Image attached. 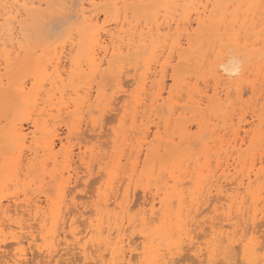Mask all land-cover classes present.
Returning a JSON list of instances; mask_svg holds the SVG:
<instances>
[{"label":"bare ground","instance_id":"1","mask_svg":"<svg viewBox=\"0 0 264 264\" xmlns=\"http://www.w3.org/2000/svg\"><path fill=\"white\" fill-rule=\"evenodd\" d=\"M23 1L24 2L21 3L20 0H4V2L3 0H0V45L3 46L2 48L0 47V113H5L4 117L6 121V124L0 129V192H2L1 189H4L5 191L7 190L5 189V186L6 188L11 186V184L8 186L9 181H14L12 182L14 184L15 181H18V183L21 182H19V180L21 173L24 170V159L22 158V156L24 155V150L26 147H32L31 144L33 143H35V145H39L38 137L36 136L38 132L40 134L42 132V134L47 133V136L45 137V139L40 141H44V145L40 143L43 146H38L33 150V152L35 153L36 157L40 152V147L43 149V151L48 152V156L46 157V159L43 158L44 161L42 163L43 166L41 171H43V174L49 172L47 170V164L49 162L47 159L50 157L49 159L57 161L58 158L55 152V148L58 145V142L53 139L54 137L50 136L52 134H50V130L53 127L54 129L57 128L56 124L54 123L56 122V117L61 116L64 113H70V115H68L69 117L73 115L80 121L79 125L76 126L77 129H82V122H84L86 126L87 124L89 125V123H86L87 120L86 122L84 121L83 115L85 114L84 116L86 117L87 112H85V109H89L94 105V98H96L97 95L93 98L94 94L92 92L96 90L92 89L91 92V88L87 85L91 84L90 86L92 87V84H94L92 82L96 81L98 77H101L103 81V79L108 75L114 76L113 79H111V77L109 78L111 79L110 81H116L115 83L117 89L116 87L115 89L117 90V93L124 94L122 98H114L115 102L117 101V103L119 104L120 102H122V100L124 101V99L126 98L125 96H128V98L130 97L128 101L133 100L132 102L135 103V106L133 107V109L129 108L130 105L128 106L127 109H130V114L129 116L126 114L127 119L129 120V118L133 117L131 119L136 120L138 115L141 113H139L140 107L148 106L147 110L146 108H142V110L145 109L146 111L150 109V106L148 105L149 102L146 103V106L145 101L150 100L148 98V95H150L151 92L150 94H148L150 90L148 86L149 84H151L150 82L151 78H153L152 76H154V79H152V83L153 85H157V89L155 88V85L151 86L153 87V90L155 88L156 91L154 90V93L151 94L150 110H152L153 112L152 107H157L155 108V110L157 109L159 112L157 115L158 117L161 113L160 110L162 111V109H160V106L173 99L174 94L172 95V93L175 88H170L168 91L167 81L169 80H166V77L169 75L166 76V74L168 66L171 65L174 59L177 60L178 65L182 63L188 65L192 63L194 59H196L194 60V63L199 74L202 70L203 64L206 61V56L208 55L207 52L210 49L211 51L213 50L214 52H216L217 58L209 64L207 71L203 74H205L206 77L211 76L216 86H224V88L220 87V89L219 86L213 87V89L215 88L213 100L208 99V96L204 94L205 92L198 90V88L197 90H194L195 92H197V94L194 93L195 95H192L190 97V101L196 104V106L198 107V111L202 113L204 110L203 106L206 102H211L212 106H214L215 108H218L222 103H224L225 100L222 97L223 95L221 91L230 89L229 86L232 83L237 82L241 78H244V76H247L246 74H248L249 76L251 72L253 73V68H256L255 71L257 70L256 72H258L259 74L262 72L264 73V0H81L79 3L81 4V6H79V10H77L80 19L78 22L74 23L71 28L67 29L66 39L68 40L63 39L58 44L57 42H48L51 44L47 45H45V42L41 40V34H49L51 28H47L44 26L45 24L41 25L40 23L36 22L37 18L40 15V9L39 7H35L37 5H32V3H34V0H32V2H30V0H28V2L26 0ZM54 2L55 1L52 0V6L49 5V9H52L51 7H54ZM34 4L37 3L35 2ZM47 4H50V0L47 1ZM67 5L68 4H66V6ZM53 9L50 12H53ZM23 16H25V18H21ZM142 21L144 22L143 25L141 24ZM54 31L56 30H53V32ZM30 32H35V42L31 41L33 37H31ZM6 36L8 39H6ZM223 36L225 38L231 37V40H233L236 47L234 52H232L233 50L229 51L231 47L228 49V44L231 43V41L229 40L230 42L225 43V38H223ZM7 40H9V44L7 43ZM65 40L67 42L69 41L68 47L70 46L68 49L69 52H67V54H65V50L67 49V46H64L66 43ZM225 40L227 41V39ZM1 43H3L4 45ZM62 43H64L63 46L61 45ZM52 44L54 46L51 48ZM59 44L61 45L59 47H63V49H66L58 51ZM36 46L43 49V54H37V49H35ZM196 49L200 50L198 57L197 51L199 50ZM167 50H169V55L164 62H161V58L164 56ZM23 52L24 54L21 56ZM142 53H144L145 56L144 60V56H142V58L140 56V54L142 55ZM137 54L139 55V57L135 59L139 61L141 60V62L143 61L144 66H142L145 67L140 71L142 72L144 69L145 71H143V73L139 72L140 64L136 60L135 63L133 61L134 65L132 69L134 71L126 72V74H124L122 77V73L125 72V68L131 67V65L133 64L129 61H131V58L133 56H136ZM251 56L257 57L256 60L259 56H261V60L258 63H256L255 60L253 63L252 61L254 60V57L250 59L251 64L248 60V62L246 63L245 59L250 58ZM64 60H67V62L65 63ZM157 63V66H159L160 69L156 67ZM252 63H256L257 66L255 64V66L253 65L254 67L252 68ZM65 66L67 67L65 68ZM154 68L158 70H155L153 72ZM172 68V79L176 84L175 87H182L185 80H188L186 78H189V76H185V73L179 71L180 69H178L176 65L173 66L172 64ZM191 70H193V68ZM138 72L141 73L140 75L142 79L140 78V75L138 77L140 80L136 77L138 76ZM127 73H130L129 75L135 73V77L134 75H132L135 79L134 83L137 84L139 82V88H137L138 86L135 87L139 89L137 92L138 95L135 97V101L134 93H131V96L130 93H128L131 81H126L125 76L127 75L128 77ZM236 76H238V80ZM263 76L261 75V77ZM188 82L191 81L189 80ZM109 84L110 83H108V85ZM105 86L107 87V81ZM254 86L252 88V92L253 90L255 92L259 91V89H257L258 85H256L257 88ZM261 87L262 86L259 87L260 90ZM95 89L97 88L95 87ZM186 89L188 88L186 87ZM262 89L264 90L263 87ZM108 90L106 88V91ZM184 90L183 92H181L184 93ZM167 91L169 95L165 96V93ZM175 91L180 92L179 90ZM97 92H99L98 96L100 97L99 103H97L96 106L102 105L101 107H103L105 103L107 105V102L105 101L108 100H105V96L108 99L109 94L107 95V92L102 90L100 85ZM228 92L229 94H231L230 91ZM228 92L226 91L224 95L227 99L228 97L231 99ZM73 95H75L76 97H73ZM241 95L243 94L241 93ZM115 96H117V94H115ZM44 98H46V100H44ZM147 98L148 100H146ZM174 98V101L177 100L176 97ZM238 98L240 99V97ZM183 100L184 99L182 97L181 102H183ZM42 101L45 103L50 102V106L52 107V109L44 110L46 107H48L49 103H47V106L45 105V103L41 105ZM109 101L108 104L111 103H109ZM125 101L124 103H127ZM235 101L231 100V102L228 103L232 104L234 102L233 104H235ZM130 102L127 104H130ZM176 103H171L169 105V111L171 113L169 114V116H171V120L173 121V123L174 115L178 116V114L180 113L179 112L176 114V112L179 109L184 111L187 109V107L184 105L179 108L176 107ZM40 105L42 107H44L45 105L46 107L41 108ZM111 106L108 105V107ZM188 107H190V105ZM207 107L209 108V105ZM92 109H94V107ZM104 109L106 110V112H108L107 110H109L110 108H103V111L105 112ZM164 110L165 108L163 109V111ZM166 110H168V108ZM36 111L39 112L36 113ZM89 112V115L91 114L92 116V111ZM252 113V117L254 119L258 117V119L261 120L262 123L264 122V110L261 113H257V110H254V112ZM163 114L165 115V112ZM140 115L139 117H141ZM151 115L152 117L155 116L153 114ZM224 116L226 118V115ZM163 117L162 119L167 120V116H165L166 118ZM149 118H151L150 115ZM168 118L170 120V117ZM22 119H29L32 123V127H34V130L26 132L25 129L27 128L23 124V122L25 121H21ZM52 119L54 120V122L50 121ZM99 119L100 118H98V120ZM139 119L142 120V118ZM139 119L136 121L138 122ZM227 119L228 117L225 120ZM171 120L169 122H171ZM169 122L166 123L167 128V124ZM123 123L126 124L127 122ZM49 125H52L50 129ZM70 125L72 124L70 123ZM133 125H135L134 122ZM169 125H171V123ZM142 127L144 126L142 125ZM157 127L162 126L158 125ZM100 128H98V130ZM145 128L146 127L143 128L144 132L146 131V129H148ZM54 129L52 130L54 131ZM189 130H191V127L189 129L188 124L186 125L183 121L180 122L178 129H176V133L179 134L180 137L178 138L181 139V141H184V139L189 134V136L192 137L193 135H191L192 133L189 132ZM215 130L219 131V129ZM147 131L148 132L141 133L144 135L140 134V137L142 136L143 140L139 139V143H142L144 140L148 139L149 130ZM209 132H205L207 137L208 135H210ZM56 134H54V136H56ZM79 134L80 133H78V135ZM212 134L211 136H213ZM215 134H217V132ZM126 135L127 134L122 135L121 138L124 137L128 138L129 140L130 138L126 137ZM211 136H209V138ZM190 138L188 137V139ZM224 138L222 139L224 140ZM163 139L164 138H162V140ZM215 139L217 140V138ZM222 139H219V141ZM118 140L120 139L118 138L116 140V143ZM153 140L155 142V139ZM147 141H144L143 143ZM28 142H30V145H28ZM201 143L203 145L204 142L201 141L200 144ZM245 143L246 138L242 137L241 131L237 129L232 141L229 143L232 148V153H229V158H227L226 156V159H228L227 163H224V161L222 162L223 165H220L222 170L221 174H219L218 176H215L214 174V180H212L211 183L206 187L204 185L206 171L208 169L211 171L210 168H213L211 166L212 164L210 165V156L213 154H211L212 152L210 153L207 148V152H209L210 155H205L207 159L205 158V156L203 157L207 160V163L204 168L196 172L195 176L193 174V176L190 177L192 185L189 188H187V186H184L188 183L190 184V182L185 181L186 179L183 180L186 177H184L183 175H187V173L190 171H188L185 167L184 168L186 170L184 172L181 171L184 163H187L189 159L188 157L187 159L185 158L183 151H181L178 146L172 147V145H170L173 149V152L171 151L172 149L170 147L169 149L171 150H168V153L171 152L172 155L169 159V161L171 160V164L167 165V161H162L159 164V169H157L160 173L168 170L170 173L168 175H170L172 179H170L169 177L166 178H169V180L171 181L173 180L174 183L170 186L167 182L165 185L164 182V195H162V192H160L157 195L155 194L152 197L150 196L151 199L147 197L148 194L146 195V193L149 190L151 193V190L153 191V188L150 187L152 189H149V185L148 187L146 185L145 188L147 187L149 190L146 188L147 191L145 193L146 197L144 199V207L140 211L132 213V207L134 206V204H132V201L133 199L135 200V197L137 196H135V193L132 195L131 190L134 191V189L130 188V190L129 184H131V181L135 179V176L138 174V171L140 169L139 163L141 162L139 161V157L142 156V154L138 155L137 152L136 156L138 157L135 162L131 157V159H133V167H130V169L132 168V171L129 170L131 172L129 175L130 181H128L127 183L128 188L125 187L126 190L123 193L122 199L119 200V197L122 196V194L121 192L118 193L119 190L121 191V183L119 185L121 186L119 190L117 191L116 189V193L113 191L114 196L111 195V193L109 194V192L111 191L105 193V195H102V193V197L97 201L95 199V202L93 201L94 203L92 204L93 208L91 209V215L93 212V215L95 216L92 217L89 214L87 217L88 220L85 223L86 225H84L85 227H83L82 229L79 228V226L76 224L77 219H74V217H76L75 214H77V212L79 213V211L81 212V215L86 214L84 210L81 211L79 203H74L75 205H79L78 208H73L72 210L70 209L67 212L64 208L68 205L66 204L69 199H67V197L72 191H74L73 188L72 190H69V188L71 187L70 185L74 177H76V175L78 174L77 173L74 176L76 172L74 173V170L72 169V163L74 162L75 156H78L79 159L83 162L82 164L85 165L88 175L93 171V166L90 163V161L92 160L87 162L88 160L85 161V158L89 159L88 157H92L95 152L92 154V156H88L86 154L87 152L85 153L87 156H83L81 155L83 154V152H80V148L79 152H76L72 147L70 149L68 148L69 151L66 152L67 154L64 151L66 155L65 162L63 160V162L65 163V165L63 163V171L60 170L62 172H57L55 167V171H51L52 173H48L50 174V177L55 178L52 180V182L57 179L58 184L56 185V197H54V195L48 194L47 192L44 194L43 199L36 196L34 198H30L32 196H30L29 194L28 195L30 197H25L27 195L26 191V194H24L25 198L22 197V200H20L19 196L15 193L14 194L16 195V197H14V194V198L11 197L12 199H14L13 203H15L16 206L15 214L19 213L20 207H25V209L28 210V212L26 210L25 211L29 213V219L33 220L35 223H26L25 221L28 218H25V221H23L24 219L22 216V218L14 217V208L13 211H11L10 207L5 206L4 202L0 198V215H2V218L0 217V252H2V254L0 253V264H34V262L36 264V262L39 261H41L42 264H78L80 263L78 261H82L81 264H171L172 261H180L182 258H185V256L188 257L189 253L187 252H189L190 250H193L192 252L196 256V259L193 260H198L197 262H200L201 264H230V257L232 253L234 251H238V248L236 247L237 245L239 246V250L241 252V258L243 261L242 263L264 264V235L260 233L261 228L258 229L259 224H261L259 219L264 218V157H261L263 161L259 159V161H261V165L259 167H257V164L254 163L252 167L248 168V172H244V167H242V174L239 173L240 175L233 176L232 173V170L236 168L235 163L237 161V157L235 156V154H238L243 150V146L245 145ZM146 144L148 145L149 142H147ZM62 145L64 144L62 143ZM119 145H121L120 142ZM139 147L140 146H138V151L142 147V144L141 147ZM151 147L152 146L149 147L151 151L148 150L149 153H151V156H146L149 159L147 160V158H145L146 161L143 163V167L139 172V176L147 179L149 183L153 182L152 178H156V176L159 178L158 174H156V167H158L157 161L159 160L158 154L160 151H158L157 149L155 150V145L154 149H151ZM121 148H123V146H121ZM146 148L148 147L146 146ZM120 151L123 150L120 149ZM120 151L117 150L116 152L118 153ZM119 154L121 155L123 153L120 152L118 153V155L116 154L118 158H120H117V162L115 161L117 165H115V162H113L114 164H112L111 168H114L116 166L119 169L121 158H123V155L119 156ZM147 155L149 154L147 153ZM95 156L97 158V155ZM62 157H64V155L61 156V158ZM103 158L105 159V157ZM112 158L114 159V157ZM98 159L96 160L99 162L101 159ZM96 160L94 159V161ZM230 160L233 161L230 162ZM198 161L200 162V160ZM41 162L42 161H40V163ZM105 163V169H107L108 163ZM30 165V170L31 168H33L34 170L35 164ZM131 165L132 164L130 163V165L128 166ZM187 166L189 167V165ZM59 167H61V164ZM217 169L215 170L214 168L215 171H218ZM107 172L109 175L112 174L114 176L115 174V170L109 171L107 169L106 173ZM191 172L193 173V171ZM117 173L115 175H117ZM30 174L31 171L25 173V177L28 178ZM112 175L110 176L112 177L111 181H113ZM44 176L45 175H43V177ZM46 177L47 176L42 179V182L41 180L39 181L43 183ZM29 178L30 181H33V183H35V177L32 178L30 176ZM158 178L154 180L156 181L154 183H157ZM208 178L211 177L208 176ZM80 179H82V177H80ZM221 179H224L226 183L221 182ZM77 180H75V182ZM183 181H185L186 184ZM159 183L160 182L158 180L157 184ZM80 184L81 183H79L78 185ZM206 184H208V181ZM112 186L115 185L112 184L111 187ZM111 187L110 189H112ZM7 191H10L9 188ZM102 191H106V189ZM214 192L216 194L213 195ZM5 196L6 195L4 194L2 196V199L3 197L5 198ZM51 196L55 199H53ZM73 198L77 199L75 197ZM223 200H226L227 203L225 204L224 202L222 203V206L218 207L216 205L217 202H221ZM137 201H135V205ZM43 202H45L46 206H43ZM249 202L250 204L248 205ZM205 204L209 207L211 204H214L213 211L217 213L218 216L221 215L222 217L219 219L218 216L214 215L211 217L209 216V218L203 221H200L198 217L200 216V213L202 214L201 208ZM208 206L206 207V209L209 208ZM68 207L70 206L68 205ZM206 211H208V209ZM12 212L13 216L11 214ZM203 212L205 211L203 210ZM218 212H220V215ZM5 221L8 223L6 224ZM205 224L206 227L204 230L206 232L203 236L209 235L210 238L208 240L206 239L207 241L205 240V245H202V241H199L200 239L195 240L196 236L200 234L197 235V233L194 234V232L202 228ZM198 237L200 238V236ZM8 239H11L10 243L8 242ZM39 240H41V243H38ZM26 245H29L30 248L33 247V253L30 251V253H32V256L29 255V249L26 247ZM34 246L37 247L38 253L34 251ZM185 250L187 251L185 253L187 255L183 254ZM39 257H41L42 259H39ZM218 257L222 258L218 259ZM191 258L192 254L190 259ZM234 258L236 259V257Z\"/></svg>","mask_w":264,"mask_h":264},{"label":"rangeland","instance_id":"2","mask_svg":"<svg viewBox=\"0 0 264 264\" xmlns=\"http://www.w3.org/2000/svg\"><path fill=\"white\" fill-rule=\"evenodd\" d=\"M27 2H28V0H26ZM47 1H49V0H34V3L36 2L37 4H34V3H32V5H37V6H35L36 8H38L39 7V9H40V15H39V17L37 18V21L36 22H38V23H40L41 25H44L45 27H47V28H51V31H49V34H46V35H44V34H41L42 36H41V40L43 41V42H45V45H47V44H51V43H54V42H57V44L61 41V40H63V39H66L67 37V35H66V33H67V29H69V28H71L72 27V25L74 24V23H76V22H78L79 21V15H78V11L77 10H79V6H81V4H79L80 3V1L81 0H54L55 2V4L53 5L54 7H51L52 9H53V12H50V11H52V9H49V5H51V2H52V0H50V4H47ZM3 2H4V0H3ZM2 2V3H3ZM6 2V1H5ZM20 2L21 3H23L24 1L23 0H20ZM30 2H32V0H30ZM42 3V4H41ZM61 3V4H60ZM63 3V4H62ZM4 4V3H3ZM39 4V5H38ZM53 4V3H52ZM58 6H57V5ZM66 4H68L67 6H66ZM57 7H56V6ZM52 6V5H51ZM60 6H62V7H60ZM66 7V8H65ZM79 7V8H78ZM72 8V9H71ZM77 11V12H76ZM44 16V17H43ZM77 16H78V18H77ZM21 18H25V16H23V17H21ZM74 19V20H73ZM73 20V21H72ZM67 21H69V22H67ZM143 21H142V25H143ZM43 26V27H44ZM64 26V27H63ZM53 30H56V31H54L53 32ZM61 30V31H60ZM63 31V32H62ZM2 32V31H1ZM50 32H51V34H50ZM61 32V33H60ZM43 33H44V31H43ZM60 33V34H59ZM65 33V34H64ZM62 34V35H61ZM0 35H1V33H0ZM3 35H4V33H3ZM30 35H31V37H33V39L31 40V41H33V42H35V32H30ZM58 36V37H57ZM60 36V37H59ZM105 36V35H104ZM59 38V39H58ZM223 38H225L224 36H223ZM6 39H8L7 38V36H6ZM225 39H227V41L225 40ZM224 39V42L226 43V42H230L231 41V43H229L228 44V46H226V47H228V49H229V51H231V50H233L232 52H234L235 51V49H236V47H235V43L233 42V40H231V37H226ZM66 40H68V39H66ZM65 40V41H66ZM230 40V41H229ZM9 42V40H7V43ZM48 42H51V43H48ZM65 43V42H64ZM64 43H62L61 45L63 46V44ZM1 44H3V43H1ZM9 44V43H8ZM4 45V44H3ZM60 44L58 45V51H62V50H64V49H66L65 51V54H67V52H69V47H68V45H69V41L67 42L66 41V43H65V45L64 46H67L66 48H64L63 49V47H59V46H61ZM54 45L52 44L51 45V48L53 47ZM202 46V45H201ZM200 46V47H201ZM0 47L2 48L3 46L2 45H0ZM11 47V46H10ZM242 47V46H241ZM8 48H9V46H8ZM59 48H62V49H59ZM35 49H37V54H43V49H41V47H35ZM68 50V51H67ZM196 50H199V49H196ZM218 50V49H217ZM198 53V55H197V57L199 56V53H200V50L199 51H197ZM24 54V52L21 54V56ZM139 54V53H138ZM136 55V56H133L132 58H131V61H129V62H132L133 63V61H134V63H135V61L137 60V59H135V58H138L139 57V55ZM207 56H206V61H205V63L203 64V67H202V70L200 71V73L198 74V70L196 69V67H195V63H194V60H196V59H194L193 61H192V63H190V64H188V65H185L184 63H182V64H180V65H178V63H177V60L176 59H174L173 60V62L171 63V65H169L168 66V68H167V74H166V76L167 75H169V76H167L166 77V80L168 79L169 81H167V89H168V91H169V89L170 88H175V90H179L180 92H177V91H173V93H172V95L174 94V96H173V99H171L172 100V102H171V100H169L166 104H163L162 106H160L159 108L160 109H162V111H163V109L165 108V110L162 112L160 109V114H159V116H160V118H159V116L157 117V115H158V110L156 109L155 110V108H157V107H155V108H153L152 107V109H153V112H152V110H150L151 109V94H153L154 93V90H155V88L157 89V85L156 84H154L155 85V88H154V90H153V87H151V86H154L153 85V83H152V79H154V76H152L153 78H151V84H149V93L148 94H150V92H151V94L150 95H148V98L150 99V100H148V98L146 99V100H148V101H145V105H146V103L147 102H149L148 103V105L150 106L149 108L150 109H148V111H146L147 110V107H145V106H143V107H140L139 108V113L141 114H139L141 117H139V115H138V117H137V119L136 120H138L139 118H142V120L141 119H139V121L137 122L136 120H133V119H131V118H133V117H131V115H130V117L131 118H129V120L127 119V115L129 116V114H130V109L132 108L133 109V107L135 106V103L134 102H132L133 100H130V101H128L129 99H130V97L128 98V96H125L126 98L124 99V101L125 102H127V103H129L130 102V104H127V103H124V101L122 100V102H120L119 104L117 103V101L115 102V99L114 98H118V97H120V98H122V96L124 95L123 93H117V87H116V81L115 82H113V81H110L111 79H113V77L114 76H106L104 79H103V81H102V78L101 77H98L97 78V82L96 81H93L92 83H94V84H92V87H94V88H92L90 85H87V86H89L90 88H91V92H92V89L93 90H96V91H94V92H92L94 95H93V98H94V96H98L99 95V92H97L98 91V88H99V85H100V87H101V89L102 90H104L105 92H107V95H108V99H107V97L105 96V100H110L109 101V103L110 104H108V101H105V102H107V105H106V103H105V105H103V107H101V106H96L97 105V103H99V97L100 96H96V98H94V102L95 103H93L94 105L93 106H91L89 109H85V112H87L86 113V117L84 116L85 114V112L83 113L84 115H83V117H84V121L86 122V120H87V122L86 123H89V125L87 124V126L85 125V123L84 122H82L81 124L83 125L81 128L82 129H77L76 128V126L77 125H79V119H77L75 116H73V115H71V117H69L68 115H70V113H64L63 115H61V116H58V117H56V119H55V121L56 122H54V120L52 119V120H50V121H52V122H54L55 124H56V127L57 128H55L54 129V127L52 128V129H54V131L51 129L50 130V136L51 137H54L53 139H55V141L56 142H58V145L56 146V148H55V152H56V154H57V156H58V158H57V161H53L52 159H47L49 162H48V164H47V170L50 172V173H52L51 171H55V167H56V170H57V172H62L63 171V169H64V165H65V155L67 154L66 152H68L69 151V149L72 147L73 149H75V151L76 152H79L80 151V149H81V151L80 152H83V154H81V155H83V156H85L86 154L88 155V156H92V154H93V156L92 157H88L89 159H87V158H85L86 160L85 161H87V162H89L90 160H92V161H90V163L92 164V170L94 171H92V173L91 174H88L87 175V169H86V167H85V165L84 164H82L83 162L79 159V157L78 156H75V159H74V162L72 163V169L74 170L73 172L75 173L74 174V176L76 175V177H74V179H73V181H72V183L74 184H72L71 183V187L69 188V190H72V188H73V190L74 191H70L69 193V196L67 197V199H68V201H67V203L66 204H68L70 207H68V205H67V207H65L64 209H65V211L67 212L68 210H72L73 208L75 209V208H78V206L80 205V209H81V211H83L84 210V212L86 213L85 215H81V212L79 211V213L77 212V214H75L76 215V217H74V219L77 221V225L79 226V228H83V227H85L84 225H86L85 223H86V221L88 220L87 219V217H88V215L90 214V216H92V217H94L95 215H93L94 213L92 212V215H91V209L93 208V206H92V204L95 202L94 200L96 199V201L97 200H99L101 197H102V195H105V193H108L109 191H111V192H109V194L111 193V195H113L114 196V192L116 193V189H117V191L119 190V188L121 187V186H119L120 185V183L122 184V187H121V191L119 190L118 191V193L119 192H121V194H122V196H120L119 197V200L120 199H122V197H123V193L125 192V187L126 188H128V181H130V179H129V175H130V171H132V168L130 169V167H133V159H134V162L137 160V157L138 156H136V153L138 154V155H140V154H142V156H140L139 157V161L141 162V163H139L140 165H139V168L140 169H142V167H143V163L146 161V159L145 158H147V160L149 159L148 157L149 156H151V153H149V151H151L150 150V146H152L151 147V149H154V145L156 146L155 147V150L157 149L158 151H160L159 152V154H158V157H159V160L157 161V166L158 167H156V174H158V176H159V178L156 176V178H158L157 179V183H158V180H159V184H157V183H154V182H156V181H154L156 178H152V180H153V182H148V180L147 179H144V177L142 178V177H140L139 176V172H140V169H139V171H138V176L136 175L135 176V179L133 180V181H131L132 183L131 184H129V189L130 188H132V189H134V191L133 190H131V193H132V195L135 193V196H137V197H135V200L133 199V201H134V203H133V201H132V204H134V206L132 207L133 208V210H132V213H136V212H138V211H140L143 207H144V199H145V193H146V191H147V189L149 188V189H152L153 188V191L151 190V193H150V190L149 191H147V193H146V195H147V197L148 198H150L151 199V197L153 196V195H157L158 193H160V192H162V195H164L163 194V191H164V187H165V185H166V182L168 183V185H172L173 183H174V181L172 180H169V178L170 179H172L171 177H170V175H168V174H170L169 173V171L167 170V171H163V172H159L158 171V169H159V164L163 161V162H165V161H167V165L169 164H171V160L169 161V159L171 158V152L170 153H168L169 151L168 150H171L172 149V147H175V146H178L179 147V149H181V151H183V154L185 155V158L187 159V157H188V161H189V163H188V161H187V163L185 162L184 163V165H183V168H182V170L181 171H185L186 169L188 170V171H190V172H186L187 173V175L186 174H184L183 176L185 177H183L184 179L183 180H185V181H187V182H190V184L188 183V184H186L185 183V181H183L186 185H184V186H187V188H189V187H191V185H192V183H191V180H190V177L191 176H193V174H194V176H195V174H196V172H198V171H200L202 168H204L205 167V165H206V154H208V155H210V153L211 154H213V155H211L210 156V165L213 167V168H210L211 169V171L209 170H207L206 171V177H205V180H204V185L207 187L210 183H211V181L212 180H214V174H215V176H218L219 174H221V167H220V165H223V161H224V163H227V161H228V159H226V156H227V158H229V156H230V154L229 153H232V148H231V146H230V142L232 141V139H233V136H234V134H235V131L237 130V129H239V131H241V136L242 137H245L246 138V143H245V145L243 146V150L240 152V153H238V154H235V156L237 157V161L239 160V159H241V160H239L238 162L236 161V163H235V167L236 168H234L232 171V173H233V176L234 175H236V176H238V175H240L239 173H241L242 174V172L244 171V172H248L249 171V169L248 168H250V167H252L253 166V164L255 163V164H257L256 166L257 167H259L260 165H261V161H259V159H261V157H264V122L262 123L261 122V120H259L258 119V117H256L255 119L252 117V115H253V113L252 112H254V110H257V113H261L263 110H264V90L262 89V87L264 88V73L262 72V73H260L263 77H261V75L258 73V72H256L255 71V69L256 68H253L254 66H255V64L256 63H258L261 59V56H259L258 57V59L256 60V58L257 57H255V56H251L250 58H247V59H245V61H246V63L249 61V63H250V59L251 58H254V60L252 61L253 63H254V61L256 60V63L255 64H253L252 63V71H253V73L251 72V74H249V76H248V74H246L247 76H244V78H241V76H240V78L241 79H239L238 80V76H236L237 77V82H234V83H232L230 86H229V88L230 89H227L226 91L228 92V91H230V93L231 94H229V92H228V94L230 95V97H231V99L228 97V99L230 100H228L227 98H226V96L224 95L225 93H226V91H221V93H222V97L224 98V100H225V102H226V106H225V102L224 103H222L220 106H221V108H220V106L218 107V108H215L214 106H212V103L211 102H206L205 103V105H209V108L207 107V106H203V108H204V110H203V113L202 112H199L198 111V107L196 106V104H194V103H192L191 101H190V97L192 96V95H195V94H197V92H195L194 90H197V88H198V90H201L202 92H205L204 94L206 95V96H208V99H211V100H213L214 98V93H215V88L213 89V87H217V86H219V85H217L216 86V84H215V82H214V80H212L213 78L211 77V76H205V74H203L204 72H206L207 71V69H208V66H209V64L211 63V62H213L216 58H217V54H216V52H214L213 50L211 51V49L207 52ZM145 55H146V53H145ZM168 55H169V50H167L166 52H165V54H164V56L161 58L162 60H161V62H164L165 60H166V58L168 57ZM140 56H141V58H142V56H144V53H142V55L140 54ZM201 57V56H200ZM242 57V56H241ZM144 58H145V56L143 57V60H144ZM176 58V57H175ZM243 58H245V57H243ZM64 59H65V57H64ZM133 59V60H132ZM248 60V61H247ZM65 61V60H64ZM138 62H139V72H141L140 70L142 69V68H145V67H143L144 65H143V61L141 62V60L139 61V60H137ZM67 62V60L65 61V63ZM141 62V63H140ZM134 63L131 65V67H128V68H125V72H123L122 73V77H123V75L124 74H126V72H133L134 70L132 69V67H133V65H134ZM172 64H173V66H177L178 67V69H180L179 71H181V72H183V73H185L184 75L185 76H189V78L187 77L186 79H188V80H185V84L183 83V85H182V87L180 86V87H175L176 86V84L174 83V81H173V79H172V73H173V68H172ZM251 64V63H250ZM143 65V66H142ZM158 65V63L156 64V67H158V69H160V67L159 66H157ZM193 65V66H192ZM254 65V66H253ZM256 66H257V64H256ZM67 66H65V68H66ZM182 68V69H181ZM193 68V70H191ZM158 69H156V68H154V70H153V72L155 71V70H158ZM143 71H145V69L143 70ZM143 71L141 72V73H143ZM256 73H255V72ZM264 71V70H263ZM137 73V75L138 76H136L135 75V73H131L132 75H134V77L136 76L137 78L139 77V75L141 74V73ZM195 73V74H194ZM249 73V72H248ZM116 74V73H115ZM128 74V73H127ZM130 74V73H129ZM128 74V77H127V75L125 76V79H126V81H131V87L129 86V90H128V93H130V96L132 95L131 93H134V101H135V97L138 95L137 94V92H138V90L139 89H137V88H139V85H138V83L137 84H135L134 83V77L132 76V75H129ZM156 74H158V73H156ZM190 74H192V75H190ZM197 74V75H196ZM242 74V73H241ZM240 74V75H241ZM257 74V75H256ZM260 77H259V76ZM158 76H160V75H158ZM191 76V77H190ZM111 77V79H109ZM109 80H108V79ZM136 78V79H137ZM140 78H141V75H140ZM159 78V77H158ZM211 78V79H210ZM122 79H124V78H122ZM121 79V80H122ZM139 79V78H138ZM142 79V78H141ZM210 79V80H209ZM261 79V80H260ZM140 80V79H139ZM191 81V82H188V81ZM208 80V81H207ZM106 81H107V87L105 86L106 85ZM124 81V80H123ZM138 81V80H137ZM96 82V83H95ZM101 82V83H100ZM112 82V83H111ZM136 82V81H135ZM186 82H188V83H186ZM108 83H110L109 85H108ZM115 83V84H114ZM190 83V84H189ZM254 83H255V86H254ZM262 83V84H261ZM215 84V85H214ZM189 89V91H188V89H186V87ZM188 85H190V86H188ZM256 85H258V88L256 87ZM138 86V87H137ZM253 86L254 87H256L257 89H259V91H254L253 90V92H252V88H253ZM260 86H262L261 87V90H260ZM95 87L97 88V89H95ZM115 87H116V89H115ZM135 87H137V88H135ZM185 88V90H184V88ZM224 88V86H219V88ZM106 88H107V90H108V88H109V90L108 91H106ZM152 88V89H151ZM220 88V89H221ZM136 89H137V91H136ZM219 89V90H220ZM135 90V91H134ZM183 90H184V93H182L183 92ZM206 90H208V91H206ZM263 90V91H262ZM156 91V90H155ZM168 91L165 93V96H167V95H169V93H168ZM182 91V92H181ZM189 93H188V92ZM109 92V93H108ZM135 92H136V94H135ZM261 94H260V93ZM263 92V93H262ZM186 93V94H185ZM187 93H188V100H187ZM195 93V94H194ZM239 93V94H238ZM241 93L243 94V95H241ZM115 94H117V96H115ZM122 94V95H121ZM175 94H176V96H175ZM181 94V95H180ZM184 94V95H183ZM180 95V96H179ZM183 95V96H182ZM186 95V96H185ZM190 95V96H189ZM212 95V96H211ZM238 95V96H237ZM178 96H179V98H178ZM225 96V97H224ZM73 97H76L75 95H73ZM174 97H176L177 98V100H175L174 101ZM181 97V98H180ZM182 97H183V102H181V99H182ZM238 97H240V99L238 98ZM93 98H92V100H93ZM119 98V99H120ZM233 98V99H232ZM238 100H237V99ZM243 100H242V99ZM259 100H258V99ZM97 99V100H96ZM133 99V98H132ZM44 100H46V98H44ZM231 100H233V101H235V104H229L228 102H231ZM178 101H180V102H178ZM188 101H190L189 103L186 102ZM116 104H115V103ZM177 102V103H176ZM239 102V103H238ZM43 103H45V102H41V105H43ZM47 103H49L48 104V107H46L47 106ZM47 103H45V105H44V107H46L44 110H51L52 109V107L50 106V102H47ZM104 103V102H103ZM102 103V104H103ZM112 103H114V104H112ZM171 103H173V104H175L176 103V107H182L183 105L184 106H186L187 107V109L184 111V110H181V109H179L177 112H176V114L177 113H179L178 114V116H175L174 115V117H173V119H174V123H173V121L171 120L172 118H171V116H169V114H171L170 113V104ZM228 103V104H227ZM118 104V105H117ZM125 104V105H124ZM127 104V105H126ZM134 104V105H133ZM187 104V105H186ZM224 104V105H223ZM40 105V106H41ZM108 105L109 106H111V107H108ZM122 105V106H121ZM124 105V106H123ZM130 105V109H127L128 108V106ZM190 105V107H188ZM44 107H42L41 106V108H44ZM50 107V108H49ZM94 107V109H92ZM105 107H107V109H109V110H107L108 112H106V110H105V112L103 111V108H105ZM114 107V108H113ZM121 107V108H120ZM126 107V108H125ZM206 107V108H205ZM228 107V108H227ZM230 107H233V108H230ZM117 110H116V109ZM142 108H146V110L145 109H143L142 110ZM168 108V110H166ZM192 108V109H191ZM194 108V109H193ZM232 109H234V110H232ZM88 110V111H87ZM94 110V111H93ZM102 110V111H101ZM129 110V111H128ZM89 111H92V116H91V114L89 115ZM126 111V112H125ZM150 111V112H149ZM156 111V112H155ZM39 111H36V113H38ZM89 112V113H88ZM105 114H104V113ZM165 112V115L163 114ZM181 112H183V113H186V114H183V113H181ZM187 112H188V114H187ZM215 112V113H214ZM221 112V113H220ZM131 113H132V110H131ZM195 113H196V115H195ZM199 113H200V115H199ZM226 113V114H225ZM233 115H232V114ZM4 114L5 113H0V121H1V123H0V129L6 124V121H5V117H4ZM95 114V115H94ZM104 116H103V115ZM127 114V115H126ZM151 114H153V115H155V116H153L152 117V115ZM181 114V115H180ZM219 114V115H218ZM124 115H126V116H124ZM149 115L151 116V118H149ZM165 117V116H167V120L165 119H162V117L163 116ZM224 115H226V118L228 117V119L227 120H225L226 118H225V116ZM68 116V117H67ZM88 116H90V117H88ZM121 116V117H120ZM143 116V117H142ZM233 116V117H232ZM61 117V118H60ZM163 117V118H164ZM168 117H170V120H171V122H169L170 120H169V118ZM244 117H246V118H244ZM23 118H25V117H23ZM71 118V119H70ZM87 118V119H86ZM94 118V119H93ZM98 118H100L99 120H98ZM166 118V117H165ZM177 118V119H176ZM76 119V120H75ZM121 119V120H120ZM161 119V120H160ZM207 119H208V122H207ZM257 119V120H256ZM3 120H4V122H3ZM25 121V122H23V124H24V126L27 128V129H25V131L26 132H29V131H31V130H34V127H32V123L30 122V120L28 121L27 119H22L21 121ZM27 120V121H26ZM63 120V121H62ZM75 120V121H74ZM82 120H83V118H82ZM95 120H96V122H95ZM101 120V121H100ZM141 120V121H140ZM144 120V121H143ZM177 120V121H176ZM205 120V121H204ZM211 120V121H210ZM244 120V121H243ZM58 121V122H57ZM71 121V122H70ZM77 121V122H76ZM99 123H98V122ZM127 122L126 124H124L123 122ZM129 121V122H128ZM134 122V124L135 125H133V122ZM175 121H176V123H175ZM184 122L186 125L188 124V127H189V129H190V127H191V130H189V132H191L192 134L191 135H193L192 137L191 136H187L185 139H187V140H185L184 139V141H181V139H179L180 137H179V134H177L176 133V129H178V126H179V123L180 122ZM51 122V123H52ZM68 122H70L72 125H70V123H68ZM74 124H73V123ZM159 122H161V123H159ZM167 122H169L167 125H168V128H167V126H166V123ZM51 123H49V124H51ZM53 123V124H54ZM69 124V127H68V124ZM77 123V124H76ZM94 123H95V126H94ZM144 123H145V125H144ZM171 123V125H169ZM173 123V124H172ZM52 124V125H53ZM76 124V125H75ZM99 124H100V126H99ZM121 124H123V125H121ZM162 124V125H161ZM191 124V125H190ZM204 124V125H203ZM52 125H49V129L51 128V126ZM126 125V126H125ZM137 125V126H136ZM142 125L144 126V127H146V128H148V129H146V131L145 132H148L147 130H149V137H148V139H146V140H144V141H147V142H149V144L150 143H152V144H150V146H149V144L147 145L146 143L147 142H145V143H143L142 141H140V142H142V143H139L138 142V140L140 139H142V136L140 137V134L141 133H143L144 131H143V128L144 127H142ZM158 125H160V126H162V127H157ZM199 125V126H198ZM204 126V127H202V126ZM209 125V126H208ZM242 125V126H241ZM75 126V127H74ZM124 126H125V129H124ZM29 127V128H28ZM72 127H73V129H72ZM96 127V128H95ZM100 128L99 130H98V128ZM122 127V128H121ZM129 129H128V128ZM157 127V128H156ZM174 127V128H173ZM226 127V128H225ZM71 128V129H70ZM75 128V129H74ZM93 128H95V129H93ZM159 128H160V130H159ZM203 128V129H202ZM205 128V129H204ZM144 129V130H145ZM174 129V130H173ZM206 129H207V131H206ZM215 129H219V131H216ZM80 130V131H79ZM85 130H87V131H85ZM97 130V131H96ZM209 130H210V132H209ZM212 130H213V132H212ZM225 130H230V131H225ZM73 131V132H72ZM143 131V132H142ZM202 131V132H201ZM245 131H247V132H245ZM83 132V133H82ZM88 132V133H87ZM144 132V133H145ZM205 132L207 133V132H209L210 133V135H208V137L206 136V134H205ZM217 132V134H215V133ZM219 132V133H218ZM43 133V132H42ZM40 134L39 132H38V134L36 135L37 137H38V141H39V145H35V143H33V144H31L32 145V147H26L25 148V150H24V155L22 156V158L24 159V161H23V171H22V173H21V176H20V180H19V182L20 183H18V181H15V184L14 183H12V182H14V181H9V183H8V186L11 184V186H9L8 188H9V190L10 191H7L8 190V188H6V186H5V189H7L6 191L3 189H1V191L2 192H0V198H1V200L4 202V204H5V206H8V207H10V210L11 211H13V208H14V214L16 213L15 212V209H16V206H15V203H13L14 202V199H12V198H14V197H16V195H18L19 196V198H20V200H22L23 198H25V197H28L29 195L30 196H32V197H30V198H34L35 196L36 197H41L42 199L44 198V194L45 193H47L48 192V194H50V195H54V197H56L55 196V194H56V185L58 184V182H57V179L55 180V181H53L54 182V184H53V182H52V180L53 179H55V178H52V177H50V174H48V173H45V174H43V171H41L42 170V166H43V158L44 159H46V157L48 156V152H45V151H43V149L40 147L39 148V153H38V155H37V157H36V155H35V153L33 152V150L34 149H36L38 146H43L44 145V141L43 142H40V141H42L43 139H45V137L47 136L46 134L47 133H45V134ZM57 133V134H56ZM78 133H80L79 135H78ZM121 133V134H120ZM123 133V134H122ZM175 133V134H174ZM213 133V134H212ZM54 134H56V136H54ZM59 134V135H58ZM101 134V135H100ZM124 134H127L126 135V137H129L130 139L128 140V138H124V137H122L121 138V136L122 135H124ZM157 134V135H156ZM211 134L213 135V136H211ZM220 136H219V135ZM226 134V135H225ZM228 134V135H227ZM58 135V136H57ZM97 135V136H96ZM100 135V136H99ZM137 135V136H136ZM141 135H144V134H141ZM159 135V136H158ZM171 135V136H170ZM178 135V136H177ZM233 135V136H232ZM119 136V137H118ZM205 136V137H204ZM209 136H211L210 138H209ZM215 136V137H214ZM218 136H219V138H218ZM80 137V138H79ZM161 137V138H160ZM179 137V138H178ZM188 137L190 138V139H188ZM198 137V138H197ZM226 138V139H228V140H226L225 138H224V140L222 139V138ZM120 139V140H118L117 141V143H116V140L117 139ZM144 138V137H143ZM162 138H164L163 140H162ZM171 138H173V139H171ZM214 138V139H213ZM215 138H217V140L215 139ZM231 138V139H230ZM62 139V140H61ZM134 139V140H133ZM153 139H155V142H154V140ZM169 139V140H168ZM219 139H222V140H220L219 141ZM143 140V139H142ZM166 140V141H165ZM177 140V141H176ZM37 141V142H38ZM60 141H62V142H60ZM126 141H128V142H126ZM162 141V142H161ZM204 142L203 143V145H202V143L200 144V142ZM210 141H212V142H210ZM215 141V142H214ZM217 141V142H216ZM119 142H120V144L121 145H119ZM121 142H123V143H121ZM126 142V143H125ZM131 142V143H130ZM162 143V144H160V143ZM167 142H168V144H167ZM186 142V143H185ZM43 144V145H41V144ZM62 143L64 144V145H62ZM127 143H128V145H127ZM136 143V144H135ZM211 143V144H210ZM123 144V145H122ZM131 144H133V145H130ZM139 144V145H138ZM141 144H142V147H141ZM159 144H160V146H162V147H160L159 146ZM174 144V145H173ZM190 146H189V145ZM213 144V145H212ZM216 144V145H215ZM28 145H30V142H28ZM124 145H126V146H124ZM149 148H146V146ZM170 145H172V147L170 146ZM200 145H202V146H200ZM205 145H206V148H205ZM228 145H229V147H228ZM121 146H123V148H121ZM133 146V147H132ZM136 146H137V148H136ZM138 146H140L139 148L141 149V152H140V149H139V151H138ZM213 146V147H212ZM120 147V148H119ZM144 147V148H143ZM158 147V148H157ZM160 147V148H159ZM169 147L171 148V149H169ZM184 147V148H183ZM196 149H195V148ZM211 147H212V149H211ZM69 148V149H68ZM80 148V149H79ZM125 148V149H124ZM126 148H128V149H126ZM132 148V149H131ZM146 148V149H145ZM199 148V149H198ZM207 148H208V150H209V152H207L208 150H207ZM214 148V149H213ZM226 148V149H225ZM231 148V149H230ZM259 148V149H258ZM120 149L121 150H123V151H120ZM136 151H135V150ZM143 149V150H142ZM211 149V150H210ZM83 150V151H82ZM95 150V151H94ZM120 151L121 153H123V154H119V156H122L123 158H125V159H123V158H121V164H120V166H119V169H118V167H114V168H111L112 167V164H114L113 162H117V160L120 158H118V153H120V152H116V151ZM149 150V151H148ZM229 150V151H228ZM64 151H65V153H64ZM91 151V152H90ZM125 151V152H124ZM129 151V152H128ZM152 151H154V150H152ZM172 152H173V149L171 150ZM191 151V152H190ZM203 151V152H202ZM228 151V152H227ZM87 152V153H86ZM127 152V153H126ZM162 152V153H161ZM205 152V153H204ZM207 152V153H206ZM226 152H227V154H226ZM64 153V154H63ZM86 153V154H85ZM90 153H91V155H90ZM98 153V154H97ZM147 153L149 154V155H147ZM168 153V154H167ZM201 153V154H200ZM202 153H203V155H202ZM33 154V155H32ZM117 154V155H116ZM129 154H130V156H129ZM133 154V155H132ZM193 154V155H192ZM64 155V157H62L61 158V156H63ZM86 155V156H87ZM95 155H97V158H96V156ZM126 155V156H125ZM186 155H188V156H186ZM206 155V156H205ZM214 155H216V156H214ZM258 155V156H257ZM263 155V156H262ZM25 156V157H24ZM116 156V157H115ZM146 156H148V157H146ZM162 156V157H161ZM205 156V158H203ZM241 156V157H240ZM95 157V158H94ZM103 157H105V159L103 158ZM112 157H114V159L112 158ZM131 157L133 158V159H131ZM250 157H251V159H250ZM256 157V158H255ZM92 158V159H91ZM99 158V159H98ZM103 158V159H102ZM118 158V159H117ZM128 158H130V159H128ZM141 158V159H140ZM226 160H225V159ZM252 158H254V159H252ZM79 159V160H78ZM94 159L96 160V159H98V160H100L99 162L96 160V161H94ZM111 159H113V160H111ZM116 159V160H115ZM123 159V160H122ZM200 160V162L198 161V160ZM264 159V158H263ZM30 160V161H29ZM63 160H64V162H63ZM111 160V161H110ZM129 160H132V161H129ZM191 160V161H190ZM220 160V161H219ZM243 160V161H242ZM262 160V159H261ZM40 161H42L41 163H40ZM102 161H104V162H102ZM123 161H124V163H123ZM169 161V162H168ZM211 161H212V163H211ZM233 160H230V162H232ZM249 161V162H248ZM252 161V162H251ZM263 161V160H262ZM35 162H37V163H35ZM52 162V163H51ZM105 162H107L108 163V165H107V169L110 171V170H115V174L117 173V175H115L114 174V176H113V181H111L112 179V177H110L111 175H109L108 174V172L106 173V171H107V169H105V166H106V163ZM115 162V165H117V163ZM126 162V163H125ZM199 162V163H198ZM205 162V163H204ZM221 162V163H220ZM63 163H64V165H63ZM123 163V164H122ZM130 163L132 164L131 166H128V165H130ZM30 164H35V171L33 170V168H31V170H30ZM60 164H61V167H59L60 166ZM103 165V166H101V165ZM128 164V165H127ZM189 165V167L187 166V165ZM244 164V165H243ZM252 164V165H251ZM56 165V166H55ZM59 165V166H58ZM123 165H124V167H123ZM24 166H26V167H24ZM41 166V167H40ZM114 166V165H113ZM122 166V167H121ZM263 166H264V164H263ZM101 167V168H100ZM186 169H185V168ZM197 167V168H196ZM242 167H244V170L243 171H241V169H242ZM158 168V169H157ZM194 168H196V169H194ZM214 168H215V170L217 169V168H219V169H217L218 171H215L214 170ZM246 168V169H245ZM123 169V170H122ZM184 169V170H183ZM194 169V170H193ZM59 170V171H58ZM60 170H62V171H60ZM106 170V171H105ZM118 170V171H117ZM120 170H122V171H120ZM130 170V171H129ZM29 171H31V174L28 176V178L31 176L32 178H34L35 177V183H33V181H30V178H29V180H28V178H26L25 176L27 175H25V173H27V172H29ZM191 171H193V173L191 172ZM216 172V173H214V172ZM25 172V173H24ZM34 172V173H33ZM110 173H112V172H110ZM164 173V174H163ZM167 173V174H166ZM181 173V172H180ZM47 174V175H46ZM120 174V175H119ZM208 174V175H207ZM212 174V175H211ZM43 175H45V176H47L46 178H45V180H44V182L43 183H41L42 182V179L45 177H43ZM84 175V176H83ZM123 175V176H122ZM190 175V176H189ZM117 176V177H116ZM208 176L209 177H211V178H208ZM21 177H23V178H21ZM40 177V178H39ZM80 177H82V179H80ZM126 179H125V178ZM166 177H169V178H166ZM79 180V182H78V180ZM115 178V179H114ZM122 178V179H121ZM125 179V181H124V179ZM129 180H128V179ZM140 178H142V179H140ZM37 179V180H36ZM162 181H161V180ZM167 179H168V181H167ZM209 179V180H208ZM39 180H41V182L39 181ZM75 180H77L76 182H75ZM109 180V181H108ZM115 180V181H114ZM123 180V181H122ZM147 180V181H146ZM208 181V184H206L207 183V181ZM39 181V182H38ZM105 181V182H104ZM108 181V182H107ZM210 181V182H209ZM17 182V183H16ZM31 184H30V183ZM75 182V183H74ZM113 182V183H112ZM116 182V183H115ZM123 182V183H122ZM134 182V183H133ZM165 182V183H164ZM172 182V183H171ZM221 182H225L226 183V181H224V179H221ZM79 183H81L80 185H78ZM109 185H108V184ZM130 183V182H129ZM149 183V184H148ZM153 183V184H152ZM163 183L165 184V185H163ZM20 184V185H19ZM107 186H105V185ZM115 185V186H112L111 187V185ZM142 184V185H141ZM77 185V186H76ZM140 185V186H139ZM147 185V187H148V185H149V187L146 189L145 188V186ZM151 185V186H150ZM161 185V186H160ZM189 185V186H188ZM76 186V187H75ZM131 186V187H130ZM133 186V187H132ZM160 186V187H159ZM11 187V188H10ZM21 187V188H20ZM109 187V188H108ZM110 187L112 188V189H110ZM150 187H152V188H150ZM156 187V188H155ZM101 188V189H100ZM103 188H105L106 189V191H102V190H105V189H103ZM100 190V192H99V190ZM108 189V190H107ZM115 189V190H114ZM161 189V190H160ZM27 192V195L25 196L24 194H26V192ZM30 193H29V192ZM114 191V192H113ZM136 191H137V193H136ZM99 192V193H98ZM16 195H15V194ZM22 193V194H21ZM103 193V194H102ZM6 195L5 196V198L3 197V199H2V196L3 195ZM15 196H14V195ZM29 194V195H28ZM102 194V195H101ZM137 194V195H136ZM214 194H216L215 192L213 193V195ZM243 194H244V192H243ZM22 195V196H21ZM14 196V197H13ZM25 196V197H24ZM112 196V197H113ZM140 196H141V198H140ZM151 196V197H150ZM12 197V198H11ZM23 197V198H22ZM52 197V196H51ZM54 197H52L53 199H55ZM73 197H75V198H77V199H74ZM133 197V198H134ZM10 198V199H9ZM212 198H213V196H212ZM140 199V200H139ZM70 200V201H69ZM112 200H113V198H112ZM111 200V201H112ZM137 200H139V201H137ZM12 201V202H11ZM74 201V202H73ZM94 201V202H93ZM135 201H137V202H139V203H137L136 202V205L137 204H139V205H135ZM69 202V203H68ZM142 202H143V204H142ZM220 202V201H219ZM219 202H217V206L218 207H220V206H222L223 204L222 203H224L225 202V204L227 203L226 202V200L224 201H221L220 203ZM73 203V204H72ZM78 204L79 203V205H75V204ZM177 203V202H176ZM43 204V206H46V204H45V202H43L42 203ZM219 204V205H218ZM250 204V202L248 203V205ZM10 205V206H9ZM11 205H13V206H11ZM83 205V206H82ZM89 205V206H88ZM206 205V204H205ZM203 205L202 206V208H201V210H202V214L200 213V216L198 217L199 218V220L200 221H203V220H205V219H207V218H209V216L211 217V216H214V215H216V216H218V214L217 213H215L214 211H213V208H214V204H211L210 205V207L208 206V205ZM209 207V208H207L208 209V211H206L207 209H206V207ZM12 207V208H11ZM23 208V209H22ZM67 208H69V209H67ZM131 208V209H132ZM204 208V209H203ZM20 209V210H19ZM18 210H19V215L18 214H15L14 215V217H19V218H22L23 217V221H25V218L27 219H29V213H27L28 212V210H26L25 209V207H20ZM138 209V210H137ZM24 210V211H23ZM27 212H26V211ZM201 210H200V212H201ZM203 210L205 211V212H203ZM10 211V212H11ZM21 211H22V213H21ZM212 211V212H211ZM210 212V213H209ZM27 213V214H26ZM215 213V214H214ZM219 213V215H220V212H218ZM12 214V216H13V212L11 213ZM17 215V216H16ZM87 215V216H86ZM2 215H0V217H1ZM22 216V217H21ZM13 217V218H14ZM222 216L220 215V216H218V218L220 219ZM2 218V217H1ZM28 219L25 221L26 223H28V222H33V223H35L33 220H30L29 219V221H28ZM217 220V219H216ZM259 221H260V223L261 224H259V227H258V229H260V233L261 234H263L264 235V218H261V219H259ZM6 222V221H5ZM24 222V223H25ZM8 222H6V224H7ZM205 227H206V224L202 227V228H200V229H198V230H196L195 232H194V234H196L197 233V235L198 234H200V235H198V236H200V238L198 237V236H196V239L195 240H197V239H200L199 241H202V245L204 244V242H205V240L207 239H209L210 238V236L209 235H207V236H203L204 234H205ZM207 237V238H206ZM10 240L11 239H8V242L10 243ZM206 240V241H207ZM38 243H41V240H39L38 241ZM26 244H28V243H26ZM205 245V244H204ZM29 245H26V247L29 249L28 251H29V253H30V251L33 253V247L32 248H30V246L28 247ZM238 249V251H234L233 253H232V255H231V260H230V264H238V262H239V264H244V263H242L243 261H242V258H241V252H240V250H239V246L237 245L236 246ZM34 251L36 252V253H38V249H37V247H35L34 246ZM189 251V250H188ZM193 250H190L189 252H187L186 250L184 251V253L183 254H185L186 252L187 253H189V255H188V257H189V259H188V257L187 256H185V258H182L180 261L182 262V264H196V262L198 261V260H196V261H194L193 259H196V256L194 255V253L192 252ZM13 252V251H12ZM1 254H2V252H0ZM11 253V252H10ZM32 253H30L29 255H31ZM234 253H237V254H234ZM0 254V255H1ZM12 254V253H11ZM182 254V255H183ZM191 254H192V258L190 259V257H191ZM185 255H187V254H185ZM194 255V256H193ZM235 255V256H234ZM32 256V255H31ZM30 256V257H31ZM184 257V256H183ZM234 257H236V259L234 258ZM187 258V259H186ZM222 258V257H221ZM220 257H218V259H221ZM39 259H42L41 257H39ZM184 259V260H183ZM233 259V260H232ZM231 261H233V262H231ZM40 262V263H39ZM39 262H36V264L37 263H39V264H42V262L41 261H39ZM78 262H80V263H78V264H81L82 263V261H78ZM195 262V263H194ZM34 264H35V262H34ZM197 264H201L200 262H197ZM203 264H207V263H203Z\"/></svg>","mask_w":264,"mask_h":264},{"label":"snow or ice","instance_id":"3","mask_svg":"<svg viewBox=\"0 0 264 264\" xmlns=\"http://www.w3.org/2000/svg\"><path fill=\"white\" fill-rule=\"evenodd\" d=\"M171 264H182V262L177 260V261H172Z\"/></svg>","mask_w":264,"mask_h":264}]
</instances>
